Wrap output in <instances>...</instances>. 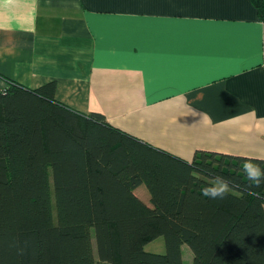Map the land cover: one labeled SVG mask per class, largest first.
Instances as JSON below:
<instances>
[{"label":"trees","instance_id":"16d2710c","mask_svg":"<svg viewBox=\"0 0 264 264\" xmlns=\"http://www.w3.org/2000/svg\"><path fill=\"white\" fill-rule=\"evenodd\" d=\"M250 1L264 17V0ZM6 82L0 264H183V245L192 264H264V160L198 151L188 162L58 102L54 82ZM159 237L166 253L147 252Z\"/></svg>","mask_w":264,"mask_h":264},{"label":"crops","instance_id":"0c3cea01","mask_svg":"<svg viewBox=\"0 0 264 264\" xmlns=\"http://www.w3.org/2000/svg\"><path fill=\"white\" fill-rule=\"evenodd\" d=\"M263 34L250 0H0V87L54 82L58 102L188 162L264 160Z\"/></svg>","mask_w":264,"mask_h":264},{"label":"rangeland","instance_id":"374dc122","mask_svg":"<svg viewBox=\"0 0 264 264\" xmlns=\"http://www.w3.org/2000/svg\"><path fill=\"white\" fill-rule=\"evenodd\" d=\"M145 250L149 253L155 254H165L166 253V243L164 237H159L158 239L149 243ZM95 252V246H94ZM183 264H192L193 262V252L187 245L182 246Z\"/></svg>","mask_w":264,"mask_h":264},{"label":"clouds","instance_id":"9594fccd","mask_svg":"<svg viewBox=\"0 0 264 264\" xmlns=\"http://www.w3.org/2000/svg\"><path fill=\"white\" fill-rule=\"evenodd\" d=\"M225 190H226V187H222L220 190L213 188L208 194L214 198L218 196L222 197Z\"/></svg>","mask_w":264,"mask_h":264},{"label":"built area","instance_id":"2783aa9c","mask_svg":"<svg viewBox=\"0 0 264 264\" xmlns=\"http://www.w3.org/2000/svg\"><path fill=\"white\" fill-rule=\"evenodd\" d=\"M263 57H264V34H263ZM5 87H0V92L4 93Z\"/></svg>","mask_w":264,"mask_h":264}]
</instances>
